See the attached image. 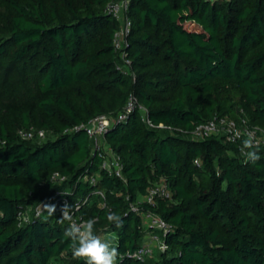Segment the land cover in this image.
Segmentation results:
<instances>
[{
  "label": "trees",
  "instance_id": "1",
  "mask_svg": "<svg viewBox=\"0 0 264 264\" xmlns=\"http://www.w3.org/2000/svg\"><path fill=\"white\" fill-rule=\"evenodd\" d=\"M113 1L0 0V264H84L58 222L63 200L113 236L117 264H264V144L253 164L241 143L192 133L214 118L264 130V0H130L120 51ZM98 116L121 177L84 129ZM46 201L57 212L36 216ZM147 215L167 223L166 248L137 259L161 238Z\"/></svg>",
  "mask_w": 264,
  "mask_h": 264
},
{
  "label": "built area",
  "instance_id": "2",
  "mask_svg": "<svg viewBox=\"0 0 264 264\" xmlns=\"http://www.w3.org/2000/svg\"><path fill=\"white\" fill-rule=\"evenodd\" d=\"M130 0H115L111 2L107 6V12L110 14L115 20H117L120 23L119 30L114 34V47L117 51L122 50L125 47V36L129 32L130 28V21L127 17V11H128V3ZM121 60L123 61L122 66L118 67L121 69H126V71H129V61H127L124 58V55H121ZM134 102L133 99H130L128 104L125 107L124 113H120L118 115V120H123L126 117V114L130 113L134 108ZM143 120L147 123L150 127H157V128H164L163 125L159 124L157 126H154L150 120L148 119L146 115V109L143 107H140ZM110 119L106 116H98L91 120L85 127V131L89 138L92 140L94 149L95 150H103L102 154V165L101 167L106 169L111 174H114L117 177H121V165L119 163L118 158L113 154L111 150H105L104 149V143H103V135L108 130L110 126ZM180 131V130H178ZM43 134L42 132H40ZM193 135H195L198 138L202 137H208L211 135H223L228 142H239L243 145V140L248 138V134L251 133L254 137L255 143L258 145L264 144V130L258 129L257 127H248L244 121H242L241 125L237 124L236 122L232 120H227L224 118H214L213 120L208 121L207 123L201 124L200 126L196 127L194 131H192ZM20 136L24 139H29L32 137L31 133L28 132H20ZM86 179V178H84ZM90 182H94V178L91 177ZM95 194H98L101 198H103V194L101 192L96 191ZM167 193L164 190V186L159 188H153L149 191L148 197L146 200L150 202L153 197L156 195H166ZM66 200H63V203ZM46 202H43L39 205H37L33 212L35 215H40L44 213V209L42 204H45ZM72 222L75 223H82L83 221L74 219ZM146 224L150 228H154L161 232V238L156 233H150L145 238V241L141 245V247L132 255V257L137 259H142L145 255L151 254L152 246H157L159 250H165L166 246L163 241V237L167 233L168 225L163 220H161L159 217L155 215H147L146 216ZM111 235H105L102 236V239H109Z\"/></svg>",
  "mask_w": 264,
  "mask_h": 264
},
{
  "label": "clouds",
  "instance_id": "3",
  "mask_svg": "<svg viewBox=\"0 0 264 264\" xmlns=\"http://www.w3.org/2000/svg\"><path fill=\"white\" fill-rule=\"evenodd\" d=\"M254 137L251 133L248 138L243 140V149H248L244 152L246 162L255 164L261 157L255 150L257 148ZM44 211L48 216H53L57 212V205L45 203L42 204ZM60 223L69 221V227L64 231V236L71 241L72 256L74 259L82 260L84 264H117L119 251L112 246L110 240L101 239L100 236L94 233L95 218H90L82 223L73 221V205L65 201L59 207ZM107 220L114 223L116 228L123 227V220L119 215L112 211L107 212Z\"/></svg>",
  "mask_w": 264,
  "mask_h": 264
},
{
  "label": "rangeland",
  "instance_id": "4",
  "mask_svg": "<svg viewBox=\"0 0 264 264\" xmlns=\"http://www.w3.org/2000/svg\"><path fill=\"white\" fill-rule=\"evenodd\" d=\"M210 1H214V0H210ZM47 138L48 137L44 133L43 134L37 133V134H35V136L32 139L34 140L33 142L40 144L43 141H46ZM111 237H113V236L111 235ZM145 241H147V240H145ZM152 251L153 252L150 255L151 256L150 258L154 257L158 253V251H160V250L157 248V246H152Z\"/></svg>",
  "mask_w": 264,
  "mask_h": 264
}]
</instances>
